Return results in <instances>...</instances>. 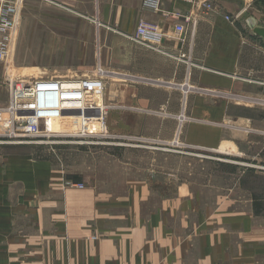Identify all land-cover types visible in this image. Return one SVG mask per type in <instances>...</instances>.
<instances>
[{
    "label": "crops",
    "instance_id": "1",
    "mask_svg": "<svg viewBox=\"0 0 264 264\" xmlns=\"http://www.w3.org/2000/svg\"><path fill=\"white\" fill-rule=\"evenodd\" d=\"M142 1L34 0L35 34L49 36L62 12L92 22L109 78L103 100L115 113H150L163 125L169 113H187V100L193 113H264V38L246 22L253 17L264 26V0H211L212 11L165 0L158 12ZM190 13L186 40L165 38L163 52L131 38L141 18L171 34L175 14ZM0 87L4 105L9 95ZM259 121L264 117L242 114L230 129L241 145L264 151ZM166 139L117 144L113 165L75 172L82 177L27 151L34 144L0 143V264H264V192L244 186L245 174L232 170L224 194L193 182L172 186L157 171L169 161ZM235 144L242 157L243 145Z\"/></svg>",
    "mask_w": 264,
    "mask_h": 264
},
{
    "label": "rangeland",
    "instance_id": "2",
    "mask_svg": "<svg viewBox=\"0 0 264 264\" xmlns=\"http://www.w3.org/2000/svg\"><path fill=\"white\" fill-rule=\"evenodd\" d=\"M19 3L20 10L10 59L17 75L27 79L100 76L107 81L105 85L108 88L109 78L104 77V69L99 65L100 39L92 22L62 12L53 16L54 21L59 22L62 27L57 28L56 22L52 25L55 28L52 32H45L49 36L39 37V32L35 34L34 29L35 25L39 24V21H35L34 0H19ZM86 34L90 36L85 37ZM4 89L7 91L6 87ZM190 97L192 99L193 95ZM1 99H5V94L0 92ZM104 104L109 137L101 143L83 144L82 139L73 132L61 133L62 135L54 132L55 136L41 137V142L29 147L27 151L35 150L37 157L52 161L54 166L63 170L67 176L82 177V174L75 172L83 171V174L88 176L92 172L103 173L107 164L113 165V157L120 154V146L124 149L129 145L149 146L164 136L170 142L169 161L163 167L156 168L157 171L169 175L172 186L183 181L193 182L197 189H211L224 194L234 182L230 175L234 166L236 170L232 171L245 174L244 186L264 192V164L260 163L261 159H264V151L242 144L244 155L241 153V156L245 159L236 155L239 150L232 147H236L235 142L239 141L238 146L241 148V139L236 140L234 132L230 129L239 125L236 123L237 118L242 114L264 117V113H193V101L187 100V113H169V122L165 121L162 125L157 118L150 117V113H133L128 110L115 113L108 107L113 104L109 101ZM47 125L49 123L43 126ZM256 125L263 126L264 123L259 121ZM223 135L227 137L220 140L219 137ZM235 160L240 163H234ZM141 164L142 161L139 166ZM139 166L138 168H149L147 165ZM250 168L256 169L257 176L249 179ZM78 183L85 187V183Z\"/></svg>",
    "mask_w": 264,
    "mask_h": 264
},
{
    "label": "built area",
    "instance_id": "3",
    "mask_svg": "<svg viewBox=\"0 0 264 264\" xmlns=\"http://www.w3.org/2000/svg\"><path fill=\"white\" fill-rule=\"evenodd\" d=\"M164 1L143 0L142 4L144 8L158 12ZM177 1L190 3L194 8L203 7L207 11L215 9L211 0ZM19 10V0H0V85L7 88L9 95L8 102L0 105V143L39 144L41 137L55 136L54 132H43L42 126L49 122L62 123L66 117L72 119L74 128L71 132L82 139L81 143H101L109 137L106 106L103 99H94L95 96H103L105 81L102 77L27 79L11 74L9 58ZM175 17L179 21L171 34L158 23L141 18L131 38L161 52L164 51L162 42L165 38L175 37L184 42L188 25L193 26L194 21L191 13L175 14ZM226 18L235 21L237 17L226 15ZM66 184L84 187L82 183L70 180Z\"/></svg>",
    "mask_w": 264,
    "mask_h": 264
},
{
    "label": "bare ground",
    "instance_id": "4",
    "mask_svg": "<svg viewBox=\"0 0 264 264\" xmlns=\"http://www.w3.org/2000/svg\"><path fill=\"white\" fill-rule=\"evenodd\" d=\"M10 59H11V54H10V58H9V62L11 64V60ZM11 70H12L11 74L13 76H18L16 74L13 66H12ZM94 99L101 101L103 99V96H95ZM71 121H72L71 118H67L66 117L65 121L62 122V123H60V122H49V125L42 126V130H43V132H47V133H52V132H56V133H70L71 131H73L72 129L74 128V126L72 125Z\"/></svg>",
    "mask_w": 264,
    "mask_h": 264
},
{
    "label": "water",
    "instance_id": "5",
    "mask_svg": "<svg viewBox=\"0 0 264 264\" xmlns=\"http://www.w3.org/2000/svg\"><path fill=\"white\" fill-rule=\"evenodd\" d=\"M246 22L256 35L264 38V26L263 25H258L257 21L253 17H248L246 19Z\"/></svg>",
    "mask_w": 264,
    "mask_h": 264
},
{
    "label": "trees",
    "instance_id": "6",
    "mask_svg": "<svg viewBox=\"0 0 264 264\" xmlns=\"http://www.w3.org/2000/svg\"><path fill=\"white\" fill-rule=\"evenodd\" d=\"M232 170H236V167H232ZM248 172H249V179L250 178H253L254 176H257L256 175V169H254V168H250V169H248ZM262 172H264V171H262ZM259 177V176H258ZM249 182V181H248ZM260 205H263V203H261Z\"/></svg>",
    "mask_w": 264,
    "mask_h": 264
}]
</instances>
